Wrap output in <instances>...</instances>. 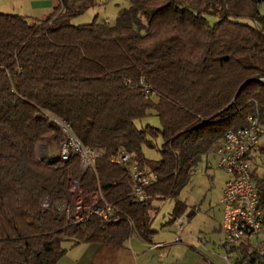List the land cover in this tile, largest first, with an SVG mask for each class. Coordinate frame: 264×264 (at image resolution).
I'll use <instances>...</instances> for the list:
<instances>
[{
    "label": "trees",
    "instance_id": "obj_1",
    "mask_svg": "<svg viewBox=\"0 0 264 264\" xmlns=\"http://www.w3.org/2000/svg\"><path fill=\"white\" fill-rule=\"evenodd\" d=\"M94 4L57 0L34 21L0 12V264H58L79 244L151 242L153 202L175 199V221L187 209L181 190L223 134L250 116L264 127V0H130L112 25L96 16L71 23ZM153 115L160 127L137 125ZM58 119L94 149L91 166L78 153L61 157ZM118 151L156 176L146 204L134 201L128 169L112 161ZM251 154L264 210V136ZM71 178L99 192L97 205L110 204L108 219L69 221L59 205L70 201ZM261 245L222 246L236 254L233 264H264Z\"/></svg>",
    "mask_w": 264,
    "mask_h": 264
},
{
    "label": "built area",
    "instance_id": "obj_2",
    "mask_svg": "<svg viewBox=\"0 0 264 264\" xmlns=\"http://www.w3.org/2000/svg\"><path fill=\"white\" fill-rule=\"evenodd\" d=\"M260 80L264 82V75ZM145 92H148L146 87ZM56 121L63 132L60 145L61 157L67 160L71 153H78L81 166L83 168L91 166L96 157L94 149L82 145L72 133L68 123L59 119ZM263 136L264 127L256 116H250L243 127L227 130L213 152L218 157V165L229 175L220 201L221 245L234 247L249 240L255 245L262 244L261 246L264 247V243H260V235L264 227V210L253 184L252 164H255V160L251 158V153ZM112 161L128 169L134 201L146 204L149 199L146 189L153 184L156 176L145 174L139 168L137 160L126 152L118 151L112 157ZM97 203L98 200L86 206L74 203L71 199L67 203L61 202L59 208L74 224H79L92 214L108 219L111 212L110 204L104 202V205L99 206ZM48 206V199L41 202V209L46 210ZM224 257L227 259V254Z\"/></svg>",
    "mask_w": 264,
    "mask_h": 264
},
{
    "label": "rangeland",
    "instance_id": "obj_3",
    "mask_svg": "<svg viewBox=\"0 0 264 264\" xmlns=\"http://www.w3.org/2000/svg\"><path fill=\"white\" fill-rule=\"evenodd\" d=\"M34 0H0V12L14 13L27 15L33 21L38 18H45L50 12V9L43 8V6L34 5ZM55 4L57 0H54ZM130 0H95V4L89 7L82 14L74 17L71 20L72 24L89 23L96 16L98 21H106L109 24H114L121 9L127 8ZM138 126L146 124L160 127V121L157 116H148L136 121ZM160 143V139L156 141ZM40 156L46 155V150L42 145L37 149ZM55 153L57 147L54 146ZM143 152L146 157L157 160L160 158L159 152L156 148L144 147ZM214 150L210 153L213 154ZM207 154L198 163L191 181L182 189L179 194L180 199H185V195L189 190H194L196 195H202L203 200L199 205V211L189 221L184 222L186 215L179 216L173 223L167 224L172 216V211L175 204V199L166 198L163 200H155L153 205L156 208L152 212L154 217L152 228L156 229L157 233L154 235L155 239L164 241L167 245L175 239V231L181 232V243L186 249H195L196 254H200V264H205L202 259L203 256L210 258L208 262L213 264H233L236 254H227L228 258L224 256L225 251L219 244L220 232L218 225L222 213V208L218 204L221 189L228 179V174L218 165V157L216 155ZM258 159V158H257ZM259 161V159H258ZM256 162V161H255ZM256 164H252L253 169ZM258 171L262 172V167L258 166ZM71 193L72 202L81 203V205H90L99 200V192H87L79 188L75 179L71 178L68 184ZM193 194V193H192ZM181 224L184 225L181 231ZM263 237L260 235V237ZM169 243V244H168ZM180 243V242H179ZM67 245V243H65ZM179 250L175 253L178 254ZM173 255H171L172 258ZM181 258V257H180ZM171 261V259H169ZM185 262H188L185 259Z\"/></svg>",
    "mask_w": 264,
    "mask_h": 264
},
{
    "label": "crops",
    "instance_id": "obj_4",
    "mask_svg": "<svg viewBox=\"0 0 264 264\" xmlns=\"http://www.w3.org/2000/svg\"><path fill=\"white\" fill-rule=\"evenodd\" d=\"M33 2L36 6L40 5L43 6V8L50 10H52L53 6L55 5L54 0H34ZM49 153H55L54 146L49 149ZM212 155L214 156L215 154L213 153ZM228 179H226L221 189L220 198L218 200L219 205L225 184ZM185 196L186 197L184 200L180 198L179 199L187 204V209L183 214L186 215L184 222H187L196 213H198L199 205L203 200V196L200 194L196 195V192H194L192 189L189 190ZM171 218L168 222L171 221ZM168 222H166V226ZM173 222L174 221H171L170 224ZM219 225L218 231L220 232ZM183 227L184 225L181 224V231L183 230ZM175 234V239L170 243L171 245H167L160 239H155V236H153L151 242H145L139 237H132L125 243L124 246H115L103 243L79 244L69 248L65 255L59 260L58 264H200L201 261L199 260L198 262V258H201L200 254H196L195 249H186V247L181 243V232L176 230ZM219 244L223 251H225L221 245V237L219 239ZM178 250V254H175ZM171 255H173L172 258ZM169 259H171V261H169ZM185 259H187L188 262H185ZM202 259L204 260L205 264L209 263L208 261L210 258L203 256Z\"/></svg>",
    "mask_w": 264,
    "mask_h": 264
}]
</instances>
